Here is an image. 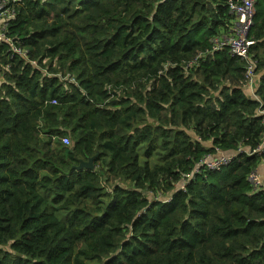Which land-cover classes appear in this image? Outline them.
Returning a JSON list of instances; mask_svg holds the SVG:
<instances>
[{
  "label": "trees",
  "instance_id": "obj_1",
  "mask_svg": "<svg viewBox=\"0 0 264 264\" xmlns=\"http://www.w3.org/2000/svg\"><path fill=\"white\" fill-rule=\"evenodd\" d=\"M229 1L9 0L0 264H264V0L255 97Z\"/></svg>",
  "mask_w": 264,
  "mask_h": 264
},
{
  "label": "built area",
  "instance_id": "obj_2",
  "mask_svg": "<svg viewBox=\"0 0 264 264\" xmlns=\"http://www.w3.org/2000/svg\"><path fill=\"white\" fill-rule=\"evenodd\" d=\"M8 4V1L0 0V43H9L13 53L27 56V50L13 45L10 38H7L6 36V27L8 23L5 19H11L15 13V10H6ZM229 9L230 12L235 15L233 28L229 33L220 34L213 39V51L225 49L228 50L232 56L238 57L244 61L247 64V84L252 86L254 85L253 75L256 60H254L251 55V49L255 45V40L251 36V30L254 25L256 14V0H230ZM4 16L6 17L3 18ZM202 56L204 55H199L193 63L189 64V66L196 65ZM260 112L264 114V109ZM68 142V140H65V143ZM254 152H257L262 156L261 165H264V141ZM228 161L229 159L225 157L220 158L218 156H209L205 159L203 164H207L211 168H216ZM257 170L252 171L249 174L248 180L254 188L264 189V179L261 178Z\"/></svg>",
  "mask_w": 264,
  "mask_h": 264
},
{
  "label": "crops",
  "instance_id": "obj_3",
  "mask_svg": "<svg viewBox=\"0 0 264 264\" xmlns=\"http://www.w3.org/2000/svg\"><path fill=\"white\" fill-rule=\"evenodd\" d=\"M257 78L258 76L254 78V85L250 86L248 84V86L244 88L248 96L255 97V90L257 88V82H256ZM257 171L261 176V178L264 179V165H260Z\"/></svg>",
  "mask_w": 264,
  "mask_h": 264
},
{
  "label": "water",
  "instance_id": "obj_4",
  "mask_svg": "<svg viewBox=\"0 0 264 264\" xmlns=\"http://www.w3.org/2000/svg\"><path fill=\"white\" fill-rule=\"evenodd\" d=\"M96 156L89 158V160H81L80 164L77 166L78 169H94V159Z\"/></svg>",
  "mask_w": 264,
  "mask_h": 264
},
{
  "label": "rangeland",
  "instance_id": "obj_5",
  "mask_svg": "<svg viewBox=\"0 0 264 264\" xmlns=\"http://www.w3.org/2000/svg\"><path fill=\"white\" fill-rule=\"evenodd\" d=\"M6 1H8L9 2V0H6ZM225 154V153H224Z\"/></svg>",
  "mask_w": 264,
  "mask_h": 264
}]
</instances>
